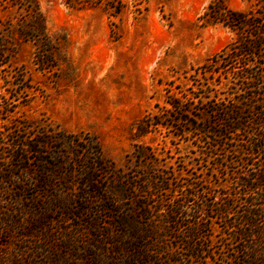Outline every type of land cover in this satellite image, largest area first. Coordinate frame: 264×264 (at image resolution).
<instances>
[{"label": "rangeland", "instance_id": "374dc122", "mask_svg": "<svg viewBox=\"0 0 264 264\" xmlns=\"http://www.w3.org/2000/svg\"><path fill=\"white\" fill-rule=\"evenodd\" d=\"M211 1L122 0V13L113 16L103 5L37 0L44 25L38 39V20L17 4L0 3L1 264H264L263 248L255 258L243 253L254 239L232 237L245 208L240 199L227 218L205 211L192 217L201 193L220 205L222 196L253 192L241 176L264 174V56L225 68L222 57L210 59L238 38L221 24L201 25ZM228 3L240 10L253 4ZM172 98L200 107L208 129L176 135L161 126L138 136L137 121L172 111ZM233 105L250 118L227 136L217 109ZM136 143L155 155L138 160ZM98 150L107 172H89L99 174L94 184L108 201L84 184ZM159 179L168 190L154 188ZM189 190L195 195L183 221H167L172 201ZM135 201L150 213L140 217ZM257 207L264 226V203ZM123 216L127 228L142 230L138 261L125 255L134 240L126 226H113ZM36 219L42 227L30 232ZM194 226L208 229L193 240ZM188 243L204 253L192 256Z\"/></svg>", "mask_w": 264, "mask_h": 264}, {"label": "trees", "instance_id": "16d2710c", "mask_svg": "<svg viewBox=\"0 0 264 264\" xmlns=\"http://www.w3.org/2000/svg\"><path fill=\"white\" fill-rule=\"evenodd\" d=\"M3 1H6L9 6L17 4L19 8H23L24 10L28 11L30 16L34 18V20H38L37 26H34V32H36V34H34L33 32V35L36 37V39L41 37L44 25L42 23V16L38 11L37 0H0V3H2ZM251 1L253 2L252 8H250L249 10H240L231 7L228 3V0H212L206 7L205 11L199 16V21L203 26L221 24L225 27L230 28L238 35V38L235 41L237 44H235L234 42L235 45L232 43L228 46V51H226V47L221 52L210 57L212 61H216L217 57H222V60L226 62V64L223 65L224 68L228 65L236 64L237 62L242 63V59L252 61L253 57L258 58L264 56V0ZM64 2L68 6L77 9L95 8L98 5H103L105 10L113 16H119L124 8L122 0H64ZM1 24L2 23L0 20V30L2 29ZM245 60L243 62V66L248 65V62H245ZM1 63H3L2 54H0V64ZM208 65L212 64H207V66ZM169 102L172 104V111L170 109L163 108L161 109V112H149L137 121L136 133L138 136L146 135L149 132L158 130V128L161 126L171 128L170 130H172L176 135H183L186 129H194V132L196 133L199 131L204 132L208 129L203 125V123H201L202 121L199 120L200 112L197 109H200V107L198 108L196 107V105L192 106L189 103V107H187L186 103L182 104V102L173 98L172 101ZM217 112L219 113L220 119L225 120L226 123H223L224 127L221 128V131H215L224 133L225 130V134L227 136L230 133L237 131L238 129H245L250 118L249 115L244 113L243 109L241 107H238L237 105H233L231 107L223 106L222 108H218ZM259 112L264 113L263 108ZM262 144L263 142L261 143V145ZM148 149L151 150V148L146 147L141 143H136L134 144V150L132 153L138 160L147 161L155 155V152H153L152 150L148 153ZM256 152L258 153L259 151L257 150ZM97 153L98 161L93 163V166L88 168V174H84V184L90 188L91 192L94 191L92 193L94 195L93 197H96L101 201H108L109 199L101 196V193L99 194V192L97 191L98 188L96 187L97 184H94L95 182L98 183L100 181L99 174L89 172L91 169L97 172H107V169L103 166V163L100 160V150H98ZM261 171L264 170L261 169L260 172ZM240 178L241 184L246 187L248 191L252 190L253 192H232L233 196L231 197H229L228 195L222 196L226 200L220 205H218V202H214L211 197H207V192H204L205 194H202L200 192L201 195L204 196V199L202 200V203L197 202L195 211H192V217L195 219H201L199 212L205 211L204 214L208 217L213 216V214L211 213H214L215 215H217V217L227 218V216L231 213L230 211L232 207L236 205V202H238L240 199V203H243V206H245V208L241 210L243 212L241 218L238 219V222L232 223L231 227L233 228V231L235 230V232L232 234V237L238 241L241 239H254L250 247L246 246V251H248V253L245 252V250L243 253L245 254V257L252 256V258H255L257 256L259 248L264 249V226L260 225L258 222V220L261 219L263 210L257 207L258 205L264 203V174L246 175L241 176ZM132 185L135 188L137 187L136 182H133ZM153 186L154 188L156 186V189L160 191L169 189V186L164 179L160 180V183L154 181ZM192 195H195V193L189 190L183 195L182 199L172 201L171 209H167L166 211L168 217L169 215H172V218H168L167 221L172 223L176 220L177 223L179 219L183 221L182 219H184L185 213L187 215L186 207H188L187 205H189V203L193 200ZM135 202L137 206L135 210L140 211V217H143V215H147L150 213V210H148L147 208V204L141 201ZM206 204L208 205L207 208L204 207ZM85 208L87 209L88 206L83 207V209ZM106 208L112 207L107 205ZM126 218L127 217H124L122 220L115 219V221L113 222V226L118 228L120 226H126V230L128 229L127 231H129V237L134 240H130L129 244L126 245L128 254L125 255L127 256V258H129L130 262L138 261L139 258L144 254L143 248L145 244L142 245L143 241H139V233L142 232V230L139 229V226L136 225H133L134 229L127 228ZM40 223L41 222L39 221V219L33 221L31 227L32 230H30V232L33 230L39 231V229H41L42 227ZM90 227L96 228L97 225L93 226L92 224H90ZM202 228L208 229L206 226H194L190 228L188 234L190 236L189 238H192L194 240L199 237L202 233L200 231ZM148 233L149 235H152L150 232ZM134 241H136V243ZM190 244L191 243H188V245H186L192 256L198 257L201 253H204L205 249L202 246L196 248V246ZM250 253L252 254L250 255ZM150 263L152 264V262ZM15 264H18V262H15Z\"/></svg>", "mask_w": 264, "mask_h": 264}]
</instances>
